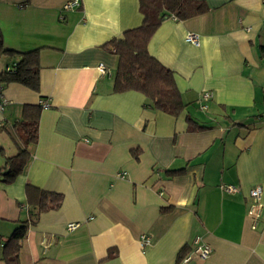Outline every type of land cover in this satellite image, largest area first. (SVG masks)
Wrapping results in <instances>:
<instances>
[{"label":"crops","instance_id":"obj_1","mask_svg":"<svg viewBox=\"0 0 264 264\" xmlns=\"http://www.w3.org/2000/svg\"><path fill=\"white\" fill-rule=\"evenodd\" d=\"M71 1L0 0L4 47L40 49L38 92L2 88L7 157L22 147L14 125L23 106L47 104L22 172L9 184L0 175V238L34 212L26 206L29 184L63 202L28 228L20 264H176L197 239L212 253L201 261L190 252L186 264H264V0H203L208 13L168 19L155 31L148 52L173 73L184 104L177 117L146 107L140 93L113 92L117 57L102 46L141 25L138 0H79L64 11ZM17 61L2 56L0 73ZM203 92L211 95L206 111ZM187 117L209 129L188 132ZM181 169L182 176L166 174ZM256 186L262 215L253 229ZM69 224L77 226L68 231ZM110 248L117 254L107 259Z\"/></svg>","mask_w":264,"mask_h":264},{"label":"trees","instance_id":"obj_2","mask_svg":"<svg viewBox=\"0 0 264 264\" xmlns=\"http://www.w3.org/2000/svg\"><path fill=\"white\" fill-rule=\"evenodd\" d=\"M138 10L142 16L141 25L125 31L120 38H114L105 43L102 49L117 57L113 92H137L148 101L146 107L153 108L169 116L177 117L184 109L180 93L176 87L173 73L163 67L148 52V44L158 27L168 19L183 22L209 12L203 0H138ZM40 49L26 53H16L4 47L3 35L0 30V58L7 55L18 58L15 66L0 73V87L19 84L31 91L39 90ZM259 55L264 59V47H259ZM43 101V100H42ZM44 106L24 105L22 119L14 125V132L22 147L12 157H7L0 148V156L5 165L0 169V175L6 184L12 183L25 167L29 154L27 147L36 144L38 140V123ZM188 132H202L209 129L197 124L191 117L186 118ZM1 128V127H0ZM139 150H132V156L137 159ZM185 169L167 171L169 177L182 176ZM26 206L34 212L6 238H0L2 260L5 264H20L19 252L21 242L25 238L28 228L35 224L41 214L60 209L63 196L58 193L47 192L29 184L25 186ZM169 209V208H168ZM162 209L161 212L168 211ZM190 250L183 248L177 256L176 264H181L190 254ZM116 249L110 248L107 259L116 257Z\"/></svg>","mask_w":264,"mask_h":264},{"label":"built area","instance_id":"obj_3","mask_svg":"<svg viewBox=\"0 0 264 264\" xmlns=\"http://www.w3.org/2000/svg\"><path fill=\"white\" fill-rule=\"evenodd\" d=\"M80 3L79 0H74L71 2H68L64 7L63 10L66 12H69L71 10H73L76 7H79ZM186 41L190 44L193 45H197L198 44V37L194 34H188L186 37ZM6 70H10L9 68H7ZM98 71L100 74L104 73V67L103 66H99L98 67ZM211 98V95L209 92H203L200 95V109L202 111H206L207 110V106H206V102ZM41 104L44 107H47V104L44 101H41ZM6 103L3 100L2 97V88L0 87V111H3V109L5 108ZM124 173L118 175V177L123 178L124 177ZM224 192L230 193V194H236L238 193V189L234 186H226L224 187ZM261 193H262V189L259 186H256L254 188H252L249 192V197L251 200V205L248 209V215L252 218L253 220V224H252V228L255 229L257 226V223L259 222L261 215H262V205L260 203V199H261ZM77 226V224H69L67 226V230L71 231L73 229H75ZM141 245L144 246L146 244H148V238L146 236H141L140 239ZM191 253H194L197 258L201 261L206 260L212 253V249L210 248V246H208L205 243H201L198 241V239L195 241V246L194 249L191 251ZM190 255V254H189ZM189 255L183 259V261L181 262V264H186L189 261Z\"/></svg>","mask_w":264,"mask_h":264},{"label":"rangeland","instance_id":"obj_4","mask_svg":"<svg viewBox=\"0 0 264 264\" xmlns=\"http://www.w3.org/2000/svg\"><path fill=\"white\" fill-rule=\"evenodd\" d=\"M10 138H8L9 144L12 145L13 147L15 146L12 140H9Z\"/></svg>","mask_w":264,"mask_h":264}]
</instances>
